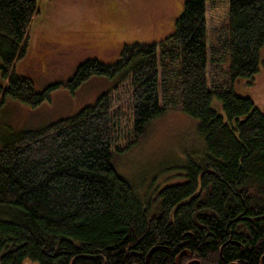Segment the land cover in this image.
I'll return each instance as SVG.
<instances>
[{
  "label": "trees",
  "instance_id": "16d2710c",
  "mask_svg": "<svg viewBox=\"0 0 264 264\" xmlns=\"http://www.w3.org/2000/svg\"><path fill=\"white\" fill-rule=\"evenodd\" d=\"M40 0H0V109L33 108L100 76L112 88L73 117L0 134V264H264V112L234 91L264 49V0H186L159 43L126 45L115 64L85 60L38 90L18 72ZM229 2L226 10L221 3ZM211 20L212 23L209 21ZM215 25V26H214ZM221 105L224 114L218 111ZM180 109L201 152L142 195L117 157Z\"/></svg>",
  "mask_w": 264,
  "mask_h": 264
},
{
  "label": "rangeland",
  "instance_id": "374dc122",
  "mask_svg": "<svg viewBox=\"0 0 264 264\" xmlns=\"http://www.w3.org/2000/svg\"><path fill=\"white\" fill-rule=\"evenodd\" d=\"M185 1L40 0L41 12L35 17L31 29L32 45L26 60L17 65L18 72L31 77L35 87L43 90L70 80L85 60L115 64L126 45L159 43L173 34ZM220 6L226 10L229 2ZM92 29L107 35L111 40L109 50L85 52L69 46L68 41L79 39L83 32H92ZM261 60L260 72L251 82L240 78L234 91L253 100L264 112V49ZM112 86L109 79L94 76L75 93L63 87L53 91L51 100L37 108L9 100L0 109V134L7 137L20 130L40 129L51 122L73 117L85 106L94 105ZM218 111L224 114L221 105ZM196 125L197 122L195 124L180 109L170 111L149 126L144 142L117 157L119 173L142 195L174 182L177 179L175 172H180L186 155L198 154L202 150Z\"/></svg>",
  "mask_w": 264,
  "mask_h": 264
},
{
  "label": "flooded vegetation",
  "instance_id": "af4514ba",
  "mask_svg": "<svg viewBox=\"0 0 264 264\" xmlns=\"http://www.w3.org/2000/svg\"><path fill=\"white\" fill-rule=\"evenodd\" d=\"M92 30H93L92 32H83V35H81V38L79 39L68 41L69 46L76 48V50L78 51H85V52L109 50L111 46V40L107 39V35L100 32L99 30H95V29ZM97 31H99V33H97ZM189 258L190 260L188 264H198L199 261L195 260L191 256H189Z\"/></svg>",
  "mask_w": 264,
  "mask_h": 264
},
{
  "label": "water",
  "instance_id": "95a60500",
  "mask_svg": "<svg viewBox=\"0 0 264 264\" xmlns=\"http://www.w3.org/2000/svg\"><path fill=\"white\" fill-rule=\"evenodd\" d=\"M153 252H154V249L151 250V252L147 255L146 261L148 262V264H150L149 260H150V256L153 254ZM183 255L191 256V254L188 253V252H182V253L177 257L176 261L179 262L180 258H181ZM80 257H85V258H89V259H91V258H95V256L87 257V256H85V255H79V257H76V258H74V259L72 260L71 264H73V262L76 261L77 259H79ZM198 264H200V263L198 262Z\"/></svg>",
  "mask_w": 264,
  "mask_h": 264
},
{
  "label": "bare ground",
  "instance_id": "6f19581e",
  "mask_svg": "<svg viewBox=\"0 0 264 264\" xmlns=\"http://www.w3.org/2000/svg\"><path fill=\"white\" fill-rule=\"evenodd\" d=\"M151 257V256H150Z\"/></svg>",
  "mask_w": 264,
  "mask_h": 264
}]
</instances>
